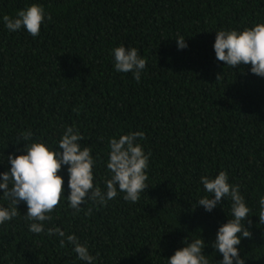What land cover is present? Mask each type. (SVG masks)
<instances>
[{"label": "trees", "instance_id": "obj_1", "mask_svg": "<svg viewBox=\"0 0 264 264\" xmlns=\"http://www.w3.org/2000/svg\"><path fill=\"white\" fill-rule=\"evenodd\" d=\"M33 3L45 10L39 35L9 31L3 16ZM257 23H264V0H0V173L10 170L7 156L24 154L17 149L26 142H16L27 131L32 142L58 150L66 128L77 129L81 148L92 149L94 184L102 190L111 178V138L143 132L138 143L151 154L149 187L137 202L118 190L106 206L86 203L78 213L67 200L64 165V196L43 233L29 231L24 202L0 224V264H85L71 244L61 248L59 237L47 235L50 227L75 234L93 264H167L185 238L200 236L209 264H217L223 256L212 243L231 202L225 198L211 212L197 205L211 196L201 177L220 171L250 208L245 226L252 236L237 246L240 256L264 264V77L251 65L227 67L214 50L216 32ZM178 35L186 48H178ZM121 45L147 60L139 82L115 70L112 50ZM2 196L0 189V206L9 207Z\"/></svg>", "mask_w": 264, "mask_h": 264}, {"label": "clouds", "instance_id": "obj_2", "mask_svg": "<svg viewBox=\"0 0 264 264\" xmlns=\"http://www.w3.org/2000/svg\"><path fill=\"white\" fill-rule=\"evenodd\" d=\"M45 18V10L38 4L19 10L16 16H3V22L9 31L15 32L21 28L26 29L33 37L40 33L41 25ZM51 20V16H48ZM179 49L188 45L186 38L178 35L175 39ZM216 59L225 62L227 67L251 65V72L264 77V23H257L254 27L242 31L236 29L220 30L216 32L214 43ZM114 67L117 72H132L137 82L140 81L141 72L146 67L147 60L142 58L135 47L126 48L121 45L112 50ZM223 74L217 75V81ZM74 111H78L74 109ZM31 131L24 132L17 144L26 142L23 149H17L24 154L17 155L13 152L7 156L11 167L9 171L0 173V189L3 198L11 201L9 207L0 206V224L10 221L18 213V204L27 205L29 231L40 234L45 231V221H51L52 213L64 196V179L59 174L64 165H68L70 194L67 196L69 206L78 213L81 205L92 203L107 205V201L115 198L119 192L125 193L124 200L137 202L142 192L149 185L146 183L150 153L147 155L139 139L145 138L143 132H131L111 138L108 142L109 153L107 169L111 178H105V190L94 184L93 166L95 160L91 155L90 147L81 148L79 141L84 137L77 129L69 126L64 131L58 144V150H53L44 142H32ZM201 183L211 196H204L197 206H203L211 212L218 204L227 198L230 200L231 213L227 223L219 227L212 247L218 250L223 259L217 264H245L240 256L238 245L242 238H251V231L245 226L249 219L250 208L244 197L240 194L238 185L233 186L228 182L226 171H220L217 176H202ZM11 185V186H10ZM92 208L88 207L86 215H91ZM75 214V213H74ZM259 224H264V196L259 199ZM242 233V236L240 235ZM48 236L60 238L59 247L73 246V251L78 259L85 264H93L96 257L92 256L86 245L80 243L75 234L66 235L60 227L47 229ZM184 247L175 251L174 255L167 258V264H209L205 248V240L199 238H185Z\"/></svg>", "mask_w": 264, "mask_h": 264}]
</instances>
